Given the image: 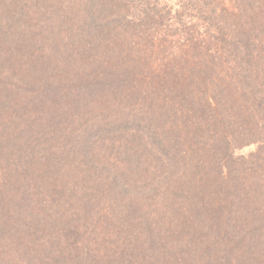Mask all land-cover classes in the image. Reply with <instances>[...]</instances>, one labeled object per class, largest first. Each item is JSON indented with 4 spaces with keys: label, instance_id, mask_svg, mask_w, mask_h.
I'll return each mask as SVG.
<instances>
[{
    "label": "rangeland",
    "instance_id": "rangeland-1",
    "mask_svg": "<svg viewBox=\"0 0 264 264\" xmlns=\"http://www.w3.org/2000/svg\"><path fill=\"white\" fill-rule=\"evenodd\" d=\"M61 1L65 2V9L61 8ZM86 1L14 0L12 3L11 0H6V3L10 5H4L5 7L0 11L3 13L7 9L8 13H13L21 11L20 8H23L28 13H32V10L46 9V7L49 10H64L61 15L70 17L69 25L65 27L72 29L65 31L66 43H70V33L75 31L77 34L72 33L73 41L78 42L79 29L83 31L88 29V17L94 13V17L101 16L100 19L103 21V28H101L99 19L97 23L101 30L99 32V35L102 36L101 46H96V43L100 41V39H96L93 42L94 48L104 50L106 46L110 45L109 42L113 41L112 44L116 45V42L119 44V47L115 49L119 50L116 52L120 54V57L124 55L125 47L128 51L126 54L128 58H121L124 59L123 66L125 68L123 70L116 71V73L114 69L111 74H108L107 70H101V65L96 67L94 74L101 75L97 79V84L93 83L92 79L87 80L89 72L84 71L81 78L75 83L71 79L66 80V77H61L60 82H67L65 86L68 85V87L58 88L55 92L51 91V86L48 89L47 85L50 83L44 86L33 85L30 88L36 94L29 91L30 96L24 94L22 95L24 101L18 97L19 102H16L14 96L20 94V89L15 84V79L7 75L12 70L7 63V56L0 49V94L2 95L4 90L6 91L5 95L0 96V150L7 149L9 146L16 150L15 145H22L21 140L10 141V137L13 138L15 131L20 134L23 127L33 125L31 119L36 117L37 106L40 107L47 102L48 95L53 93L59 94V96L55 94L52 98L57 100L56 102L59 101L62 108L53 107L52 112L55 115L58 114V120H62L63 126L72 136L61 139L56 146L53 145V148L49 149L55 154V167L49 169L44 166V161L40 166L38 164L32 166L35 172L34 177L40 175L36 182L23 173L27 170L28 164L32 165L29 158L23 155L24 151L21 153L13 151L9 157H6V167L9 163L16 165L17 162H21L20 168L17 165L16 173L13 175L4 168L5 181L2 186L0 184V206H9V214L4 217L1 214L0 217V264H216L218 257L215 253L223 256L224 252L228 251L229 240L233 238L234 230L232 229L238 231L237 236L244 237L247 245L251 242L249 245L252 248L251 258L264 263L263 247L261 251L263 255L255 257L264 243V228L256 232L254 231L256 227L254 221L244 218V222H241L240 225L234 228L233 223V226L228 229L223 223L225 217L222 215L224 214H220L218 217L213 215L215 213L214 206L221 203L224 198V194L221 192L222 187L228 188L230 194L233 189L235 193L239 191L242 195V199H240L242 203L251 208H257L264 200V121L257 124V112H254V116L249 113L253 110L252 100L247 101L246 104L244 103L245 98L240 95V90L235 92L236 96L234 97L233 94H224L218 85L213 88L214 91L208 93L215 98V102L219 101L220 104H223L226 101L221 106L226 108L230 114L229 119L224 121L225 125L215 129L214 133L220 139L217 140L218 144L216 145L218 152L215 157H218L211 169V174L215 178L210 177L206 181L214 183L216 187H210L207 190L196 189V193L195 189L185 192L178 186H185V181L177 177L174 184L171 185H163L156 189L148 186L146 189L148 192L145 191L146 194L143 196L144 199H140L141 196L137 198L134 196L133 186L140 187L146 182L143 178L148 172L140 167V169L136 168L131 176L119 177L118 172L122 171L121 166L124 165L121 161L126 157L123 152L125 148L121 146L116 149V144L111 143L110 136L114 127L107 126L106 128L103 124L107 120L104 115H100L112 110V108L108 110L110 104L114 103V107L115 104L118 105L113 102L111 96L113 91L124 96V91H133L134 93V90H139L136 79L141 77V73L146 67L151 66V63L145 66V62L148 63L147 61L153 57L160 61L165 59L164 55L170 51L169 40L171 37L169 35L180 33L177 31L179 27H177L178 29L173 28V30L164 32V38L161 35V40L156 41L149 32L144 31V20L147 15L155 13L154 16L157 17L158 24L164 21L166 24L169 8H172L175 18H177L175 10L178 9L179 11L184 10L188 16L196 19L203 14L210 15L208 9L220 7L221 4L230 6L232 1L125 0L124 6H115V1L118 0H104L103 9H98L93 13H90L91 10H89L94 8L93 5ZM33 3L34 5L30 7V4ZM154 3L158 5L156 8L152 6ZM16 4L20 8H15ZM190 6H193L194 9ZM186 7L190 8L186 10ZM200 8L203 10L199 12ZM125 15L127 16L124 20ZM175 26L177 25L175 24ZM138 39L140 41H137ZM92 40L94 41V39ZM133 44L135 45L133 46ZM205 58L210 60L207 56ZM107 60L105 58L101 63L105 65ZM96 63V61L93 62V65ZM119 75L130 78L127 87L120 84ZM48 79L52 80L53 78ZM12 85L11 90L7 91ZM40 88L41 90L45 89L47 93H40ZM108 89H112V91L109 92ZM85 95L88 96V99L90 96L99 99V107L103 108L98 109L104 110V112H99V115H96L98 120L88 122L90 120L88 115L91 114L85 115L83 109L84 101L87 98ZM256 99V103L264 104L263 88L260 94H256ZM27 101L30 103L27 104ZM238 102L239 104L243 103L242 108L240 106L237 108ZM52 105L55 104L52 103ZM24 107H28L27 110ZM64 110L66 111L64 117H61ZM93 134L96 136L93 137ZM85 141H88L85 143L86 147L82 145ZM45 146L47 145L45 144ZM118 150L120 154H118ZM115 159L119 163V168L114 169L115 173L112 174L111 167L110 170L108 167ZM37 161L38 158L35 163ZM132 163L134 167L133 160ZM143 165V167L147 166V164ZM217 165L221 167V172ZM107 172L109 173L107 174ZM217 174L222 175L223 178L220 179L216 176ZM110 183H113L112 188L107 189L110 187ZM125 186L129 188L130 192H121V195L122 193L127 194L125 197L130 199V203L132 202L131 208H123V205L117 201L120 200V195L115 198L111 197L113 206L110 207L108 205L110 199L106 198L107 195L112 190L122 191L121 189ZM176 189L177 191L172 193ZM178 191L182 193L178 194ZM202 191L211 193H207L208 195L201 202L195 201L194 204H189L192 201V196L203 195ZM243 194L248 195L246 197ZM175 196L179 197L177 200L181 201L180 203L175 201ZM161 202H164L162 204H165L166 212L161 208ZM158 208L162 210H158ZM131 209L134 212L131 213L133 218H129L127 214ZM18 211L24 216L22 217ZM144 213L146 216L142 219ZM147 216L154 220L153 224L151 220V225L155 227V231L161 229L163 231L161 235L154 234L151 240H146L147 237L142 231L143 221ZM140 219H142V227ZM233 222L236 221L233 219ZM128 226H131L135 234L132 232L133 235H130L132 230ZM212 244L219 245L220 251L215 247L212 250L210 248ZM221 261L227 262L228 260L223 258ZM220 264L225 263L221 262Z\"/></svg>",
    "mask_w": 264,
    "mask_h": 264
},
{
    "label": "trees",
    "instance_id": "trees-1",
    "mask_svg": "<svg viewBox=\"0 0 264 264\" xmlns=\"http://www.w3.org/2000/svg\"><path fill=\"white\" fill-rule=\"evenodd\" d=\"M11 1L13 3L14 0ZM87 1L94 7L89 9L91 10L90 13L103 9L102 7L105 5L104 0ZM231 1L230 6L221 4L220 7L208 9L210 15L203 14L196 19L188 16L184 10L179 11L178 9L175 10V14H177V18H175L176 16L174 17L172 14V8H169L167 10V23L165 24L164 21L159 23L160 25L157 22V17L154 16L155 13L147 15L143 11L147 15L144 20V31L149 32L156 41L161 40V35L164 38L165 31L173 30V28L178 29L177 27H179L177 31L180 33L169 35L171 37L169 40L170 51L164 55L165 59L160 61V59L156 60L153 57L147 61L148 63L145 62V66L150 63L151 66L146 67L141 73V77L136 79L139 90H134V93L133 91H124V96L113 91L111 94L113 102L118 103V105L115 104L114 107V103L113 105L110 104L108 110H111L110 108L112 110L100 114L104 115L105 120H107L103 124L106 128L107 126L114 127L110 136L111 143L116 144V149L121 148V146L125 148L123 152L126 157L121 161L124 165L121 166L122 171L118 172L119 177L131 176L132 172L136 171V168L140 169V167L148 172L143 178L146 182L140 187L133 186L136 198L141 196L140 199H144L143 196L146 194L145 191L148 192L146 190L148 186L156 189L163 185H171L174 184L177 177L185 181V186L178 185L185 192L195 189L196 193V189L207 190L210 187H216L214 183L206 181L210 177L215 178L211 174V169H213V165L216 163L215 159L218 157H215L218 152L216 145L218 144L217 140L220 139L214 133L215 129L222 128L221 125H225L226 120L230 117L227 109L222 108L226 101L220 104L219 101H214V97L208 95L210 91H214L213 88L216 85L224 94H233L234 97L236 96L235 92L240 90V95L245 98L244 103L253 101V110L249 113L254 116V112H257V124L264 121V104L256 103V94H260L262 88L264 89V0ZM155 3L152 6L156 8L158 5ZM60 4L61 8L65 9V2L61 1ZM4 5L9 6L10 4L6 3V0H0V11L5 7ZM32 5L34 3L30 4V7ZM118 5L124 6L125 0L115 1V6ZM143 6L146 7V5ZM14 7L20 8L17 4ZM20 9L21 11L13 13H8L7 9L3 13L0 12V49L7 56V63L12 70L7 75L15 79L16 83H13L19 86L21 94L14 96V101L19 102L18 97L24 101L22 95L30 96L29 91L36 94L30 88L33 85L41 84L44 86L50 83L47 85L48 89L51 86V91L55 92L58 88L68 87V85L65 86L67 82H60L61 77H66V80L71 79L73 83L81 78L84 71L89 72L88 76L92 77L96 67H100L99 65H101V70H107L108 74H111L114 69L115 72H119L125 68L123 64L124 59L128 58L126 55L128 53L127 47L124 48L125 53L121 57L116 52L119 50L115 49L119 47L117 42L115 45L112 44L113 41H110V45L106 46L104 50L94 48L93 42L96 39H100L96 43L97 47L101 46L102 42V36L99 35L101 30L97 24L99 19L101 28H103L101 16L94 17L93 13L92 16L88 17V29L84 31L79 29L78 42L73 41L74 35L72 34L76 35L77 32L70 31L72 32L70 33V43H66L65 31L72 29L65 27L69 25L70 17L61 15L64 10H49L46 7V9L38 8L32 10V13H28L27 10ZM202 10L203 8H200L199 12ZM126 16L123 18L124 20ZM79 19L81 20V17ZM113 26L116 25L113 24ZM176 29L174 30L176 31ZM139 36L143 39L142 35L139 34ZM206 56L210 60L206 59ZM122 57L124 59H121ZM105 58L108 60L103 65L101 62ZM95 61L98 66L93 65ZM194 68L196 70H193ZM99 76L101 75L94 74L92 78L88 77L87 80L92 79L93 83L96 82L97 84ZM121 76H118L120 84L127 87L130 78L125 75ZM12 87L13 85L9 86L7 91L11 90ZM19 89L17 90L19 91ZM39 91L42 94L47 93L45 89L41 90L40 88ZM108 91L110 92L112 89H108ZM2 93L5 95L6 91L4 90ZM55 94L59 96L58 93L47 94L46 104L37 106L36 117L31 119L33 125L23 127L20 134L15 131L13 138L10 137V141L21 140L22 145H15L16 150L11 149L10 146L0 150L1 186L5 181L4 168L12 175L16 173L17 165L20 168L21 161L17 162L16 165L9 163L8 167L5 166L6 157H9L13 151L19 153L24 151L23 155H26L32 162V165L28 164L27 170L23 173L30 176L33 182L40 178V175L37 177L33 175L35 173L32 167L34 164L40 166L44 161V166L49 169L55 167V154L49 149L53 148V145L56 146L61 139L72 137L63 126L62 120H58V114L55 115L52 112L53 107L62 108L59 101L53 100L52 97ZM2 95L0 94L1 97ZM86 97L83 109L85 115L91 114L88 115L90 119L88 122L98 120L96 115H99V112H104V110L98 109L103 108L102 106L99 107V99L92 96L89 99L88 96ZM242 104L238 102L237 108L241 107ZM24 108L27 110L28 107ZM64 112L66 111H63L61 117H64ZM35 133L37 134L35 135ZM92 136L94 137L96 134ZM87 142H83L82 145L86 147L85 143ZM90 142L92 143V141ZM118 154H120L119 150ZM210 154L211 157H209ZM37 158L38 161L35 163ZM132 160L135 162L134 167ZM143 164H147V166L143 167ZM110 167L113 171L110 170ZM108 168L114 174L115 170L119 168V163L115 159ZM220 168L219 166V172H221ZM218 174L216 176L222 179L223 176ZM188 178L190 179L187 182ZM169 179L171 180L169 181ZM112 185L113 183H110V187L107 189L112 188ZM126 186L121 189L122 191L112 190L107 195L106 198L110 199L108 200L110 207L113 206L111 197L114 196L115 198V196L120 195V200L117 201L123 205V208H131L132 202L130 203V199L125 197L127 194L122 193L121 195V192H130ZM165 190L167 191V187ZM233 190L230 194L228 188L222 187L221 192L224 194V198L221 203L214 206L215 213L213 215L218 217L220 214H224L222 215L225 217L223 223L228 229L233 226V223L234 228L240 225L241 222H244V218L254 221V225H256L254 231L257 232L264 228V200L260 202L261 205L257 208H251L242 203L240 192L235 193ZM176 191L177 189L172 193ZM202 192L205 195L198 197L193 195L189 204H194L195 201L201 202L206 198L207 193H211L210 191ZM179 193L182 192L178 191ZM245 195L247 197L248 194H243V196ZM178 198L175 196L176 202H179ZM163 199L165 200V198ZM238 200L239 202H237ZM160 206L166 212L165 204ZM8 207V205L0 206L1 211H3H0V217L1 214L3 217L9 214ZM162 209L158 208V210ZM131 213H134L133 209L127 212L129 218H133ZM19 214L24 216L21 212ZM144 214L143 216L140 215L142 219L146 216ZM142 219H140V226ZM233 219L236 222H233ZM151 220L153 224L154 220L150 216H147L143 221L142 231L147 237L146 240H151L154 234L158 236L163 232L162 229L155 231V227L151 225ZM132 224L134 225V223ZM128 228L132 230L130 235H133L132 232L135 234L131 226ZM139 229L141 231V228ZM232 230H234L232 232L233 238L231 237L232 240H229V247H227L229 252L226 250L223 256L215 253L218 257L216 264L221 262L225 264H264L251 258L252 248L249 246L251 242L247 245L244 237L237 236L238 231ZM214 247L220 251L219 245L212 244L210 246L212 250ZM262 247L264 250V243L258 253L255 254L256 258L261 254L263 255ZM223 258L228 261H221Z\"/></svg>",
    "mask_w": 264,
    "mask_h": 264
}]
</instances>
